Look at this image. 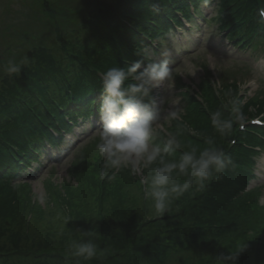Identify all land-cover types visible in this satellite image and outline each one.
Listing matches in <instances>:
<instances>
[{"label": "trees", "instance_id": "16d2710c", "mask_svg": "<svg viewBox=\"0 0 264 264\" xmlns=\"http://www.w3.org/2000/svg\"><path fill=\"white\" fill-rule=\"evenodd\" d=\"M207 1L101 0L88 10L82 5L72 7L70 0H38L37 6L24 7L20 24L6 27L9 34L0 31L8 34L5 43L13 38L1 52L0 66L21 50L34 61L19 76L0 72V264H74L66 248L73 240L87 238L110 249V254L82 264H216V256L240 249L236 264H264L260 186L245 189L254 177L256 158L264 152V127L238 130L235 124L230 135L221 136L210 119V113L229 98L246 119L258 115L264 110V90L243 100L230 83L214 91L207 69L198 86L200 93H188L184 120L173 121L172 132L185 144L200 147L212 139L237 166L203 190L194 186L174 200L162 217L144 198L143 186L133 173L127 175L122 168L109 173L114 180L100 179L99 153L92 173L84 160L72 164L75 176L69 171L71 176L81 177L77 188H70L68 182L55 186L47 179L43 207L27 181L16 182L18 173L47 151L46 144H55L63 132L70 131V122L75 124L99 108L103 71L142 58L143 49H150L153 40L158 43L151 49L157 53L167 35L178 28L184 31L183 20L193 19L188 3L198 12L199 3ZM259 7H264V0H216L211 19L234 48L264 49ZM230 139L235 142L230 144ZM95 143L85 149H95ZM84 184L93 205L80 204L77 198ZM125 187H136L137 195H128ZM42 214L44 234L37 241L30 228ZM52 224L58 227L51 229ZM89 231L92 237L85 235Z\"/></svg>", "mask_w": 264, "mask_h": 264}, {"label": "clouds", "instance_id": "9594fccd", "mask_svg": "<svg viewBox=\"0 0 264 264\" xmlns=\"http://www.w3.org/2000/svg\"><path fill=\"white\" fill-rule=\"evenodd\" d=\"M257 16L258 23L264 24V7L257 9ZM160 55L159 60L145 62L147 49H143L142 58L101 73L99 127L94 139L103 160L100 179L114 180L115 175H109L110 172L130 167L134 174H139L144 198L151 202L154 213L162 217L174 200L194 186L203 190L214 178L222 179L227 170L237 165L210 138L204 141L206 146L200 147L185 144L176 132L165 131L163 137L159 136L166 124L181 118L183 111L182 97L174 92L169 66L172 51L164 47ZM32 62L27 52H14L0 66V72L19 76ZM165 87L170 95L158 102L152 93L158 88L164 91ZM210 119L219 135L228 136L235 124L243 128L246 117L236 101L229 98L221 109L210 113ZM85 235L92 237L94 233L89 231ZM241 250H229L214 260L216 264H236ZM66 253L74 264H82L110 254V249L100 248L94 239L87 238L71 241Z\"/></svg>", "mask_w": 264, "mask_h": 264}, {"label": "rangeland", "instance_id": "374dc122", "mask_svg": "<svg viewBox=\"0 0 264 264\" xmlns=\"http://www.w3.org/2000/svg\"><path fill=\"white\" fill-rule=\"evenodd\" d=\"M37 1L38 0H0V31L6 30V27H9L10 24H20V21L23 20L21 13L25 10L24 7L29 4L32 5V3L37 6ZM99 1L101 0H77L76 2L70 0V5L74 8L82 5L90 10L95 7L94 4ZM200 4L202 15L197 19V22L194 20L191 21L190 29L183 27L184 31L180 30L182 34L175 32L174 38L160 45L158 54L156 55L152 52L151 46L149 47L150 49L147 50V59L155 56L153 60L161 59L160 53L164 47L172 51V55L169 58V66L172 69L173 76L181 77L180 80L174 77V92L176 95H178L179 92L186 93L185 95H179L182 97L181 107L183 110L181 118L179 119L180 121L184 120L183 116L186 114L188 95H192L193 93L198 95V93H200L198 86L200 80L205 77L206 69L211 72V76L207 79H209L214 91L223 90V85L230 83L236 85L237 96L240 97V100H243L251 96L258 97L260 95V90H264V50L261 48L258 51L235 49L232 44H229L223 36L219 34L221 30L217 29L216 24L211 23V17L215 15L216 0H210L208 3ZM47 23H49V21H47ZM186 26L188 28L189 24H186ZM47 29L48 35L52 33V26ZM6 31H8L9 34L10 30ZM8 34H4V32L0 34V60H3L4 57L1 55V52L5 44L13 41V38H11L8 43H5L6 41H4V39ZM218 76H220V78ZM221 76L226 79L221 78ZM167 95H170V93L166 87L164 91L158 88L152 93V96L158 102L161 101L162 97H166ZM92 116L93 115L90 117L88 116V118L86 116L87 119L80 126L78 123L80 119L77 120L75 129L73 127L69 133H66L57 146L50 147L47 151H43L35 161L31 162L30 166L25 171L18 173L16 180H27L30 192L41 207L44 205L43 200L47 198L46 193L48 191L45 189L47 179L56 186L68 182L70 188H77L78 184L76 182L80 181L81 177H74L75 174L73 173L75 171H73L74 168L72 164L78 160H84V162L89 163V165L86 166L88 167L87 170L95 165V155L97 156L98 152L92 148L88 149V147L85 149L86 144L91 145L96 142L94 137L95 130L99 127V118L97 121L92 122ZM172 128V122L166 124L164 130L160 131L159 136L163 137L165 131H173ZM51 157H55L56 159H50ZM98 157H100V155ZM38 162L40 164H38ZM82 165L85 166V163ZM255 167L256 169L253 171L254 177L248 182L251 183V187L255 185L256 187L260 186L258 203L262 204L264 202V152L260 153ZM123 169L126 170L127 175L133 173L130 167ZM69 171L74 176H71L72 174ZM92 171L91 168V173ZM25 172H30L32 176L27 178V176L24 175ZM138 175L139 174H134L137 181ZM72 177H74L75 181ZM140 185L142 186L141 183ZM82 187L83 193L77 196L80 204H85L86 202L88 205H93V202L90 200L92 199L91 192L86 193L88 186L84 184ZM126 192L128 195L129 192L134 194V196L137 195L136 187L127 188ZM136 210L138 211L139 209L136 208ZM107 217L109 219L108 215ZM126 221H129V219ZM44 222L45 219L42 214L37 222L34 220L30 228V232L34 234V238L37 241H39L44 234V230L40 228ZM12 225H14V223H12ZM57 227V224H52L51 229ZM16 228L21 230V227ZM37 228H40L39 233H35ZM54 246L52 249H54ZM56 246L58 248L61 247L60 244H56ZM64 248L65 246H63V249Z\"/></svg>", "mask_w": 264, "mask_h": 264}]
</instances>
